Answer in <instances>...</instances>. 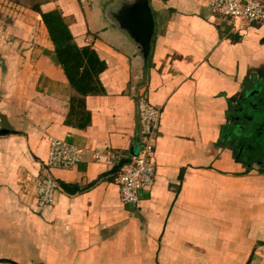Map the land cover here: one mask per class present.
Masks as SVG:
<instances>
[{
  "label": "crops",
  "instance_id": "crops-1",
  "mask_svg": "<svg viewBox=\"0 0 264 264\" xmlns=\"http://www.w3.org/2000/svg\"><path fill=\"white\" fill-rule=\"evenodd\" d=\"M27 1L0 0V264H264V161L247 138L264 128V23L234 34L209 0H149L144 63L104 18L107 0ZM36 7L66 25L84 95ZM143 95L161 116L155 182L135 208L115 177L89 185L112 168L95 153L137 147ZM50 136L85 154L51 172L77 191L40 208Z\"/></svg>",
  "mask_w": 264,
  "mask_h": 264
},
{
  "label": "built area",
  "instance_id": "built-area-1",
  "mask_svg": "<svg viewBox=\"0 0 264 264\" xmlns=\"http://www.w3.org/2000/svg\"><path fill=\"white\" fill-rule=\"evenodd\" d=\"M212 13L230 21L231 32L241 34L253 25L264 23V0H209ZM161 112L149 103L146 96L137 99L138 153L130 157L131 162L123 165L115 176L120 199L124 204L141 207L140 194L149 190L155 182L153 154L155 135ZM49 151L43 166L44 175L36 181V201L40 208L53 205L60 190L59 182L51 175L53 170H71L82 163L85 151L78 146L55 137H48ZM120 156L115 153H95L94 159L112 166Z\"/></svg>",
  "mask_w": 264,
  "mask_h": 264
},
{
  "label": "water",
  "instance_id": "water-1",
  "mask_svg": "<svg viewBox=\"0 0 264 264\" xmlns=\"http://www.w3.org/2000/svg\"><path fill=\"white\" fill-rule=\"evenodd\" d=\"M85 1L89 2V0ZM102 13L104 18L122 34L125 41L135 49L137 57L146 63L154 32V19L149 0H107L102 5ZM7 133L8 130H0V135ZM137 153L138 147L135 148L133 145L128 156L120 158L110 170L101 174L89 187L101 179L115 177L119 169L129 164L130 157L136 156ZM60 188L68 194H74L78 189L75 185L64 183L60 184Z\"/></svg>",
  "mask_w": 264,
  "mask_h": 264
},
{
  "label": "trees",
  "instance_id": "trees-1",
  "mask_svg": "<svg viewBox=\"0 0 264 264\" xmlns=\"http://www.w3.org/2000/svg\"><path fill=\"white\" fill-rule=\"evenodd\" d=\"M35 9L39 11L38 7H36ZM40 15L42 17L44 25L47 28L49 36L55 46V51H56L59 64L61 65V67L63 68L65 72V75L69 79L71 87L75 88V90L79 94L84 95L86 93L84 91L85 89L82 87H77L74 84L76 83V79H77V73H78L77 68L80 67V64H81V56L77 54L75 47L71 43V37L69 35L66 25L63 23L62 18L57 12H54V11L48 12V13L40 12ZM72 51H73V54L71 53ZM82 51L87 53L86 50H82ZM73 67L75 68L71 69ZM86 77H87V74L84 73L80 77V79L84 80L86 79Z\"/></svg>",
  "mask_w": 264,
  "mask_h": 264
},
{
  "label": "rangeland",
  "instance_id": "rangeland-1",
  "mask_svg": "<svg viewBox=\"0 0 264 264\" xmlns=\"http://www.w3.org/2000/svg\"><path fill=\"white\" fill-rule=\"evenodd\" d=\"M39 1L41 0H28L27 2L30 4V7H31L33 6L34 2L37 3ZM82 1L85 2V0H82ZM253 28H257V25H254ZM248 30H250V28ZM258 98L259 99L254 101L256 105V111H263L264 110V94L262 96H259ZM240 121L243 122V119H241ZM253 127H256V126L249 125V128L247 129V132L249 133L247 138L254 144L253 146L254 153H256L253 158L264 161V128L261 131L259 128L254 129Z\"/></svg>",
  "mask_w": 264,
  "mask_h": 264
}]
</instances>
